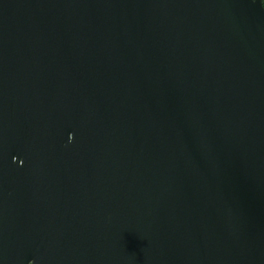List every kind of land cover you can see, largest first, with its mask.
<instances>
[{
    "label": "water",
    "instance_id": "water-1",
    "mask_svg": "<svg viewBox=\"0 0 264 264\" xmlns=\"http://www.w3.org/2000/svg\"><path fill=\"white\" fill-rule=\"evenodd\" d=\"M0 264H264L263 0H0Z\"/></svg>",
    "mask_w": 264,
    "mask_h": 264
},
{
    "label": "trees",
    "instance_id": "trees-1",
    "mask_svg": "<svg viewBox=\"0 0 264 264\" xmlns=\"http://www.w3.org/2000/svg\"><path fill=\"white\" fill-rule=\"evenodd\" d=\"M263 3H264V0H263Z\"/></svg>",
    "mask_w": 264,
    "mask_h": 264
}]
</instances>
